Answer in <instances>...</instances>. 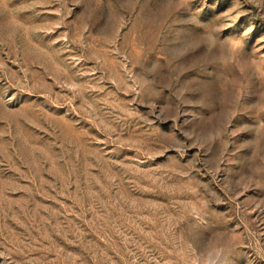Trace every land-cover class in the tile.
I'll return each instance as SVG.
<instances>
[{
  "label": "rangeland",
  "instance_id": "1",
  "mask_svg": "<svg viewBox=\"0 0 264 264\" xmlns=\"http://www.w3.org/2000/svg\"><path fill=\"white\" fill-rule=\"evenodd\" d=\"M0 264H264V0H0Z\"/></svg>",
  "mask_w": 264,
  "mask_h": 264
}]
</instances>
